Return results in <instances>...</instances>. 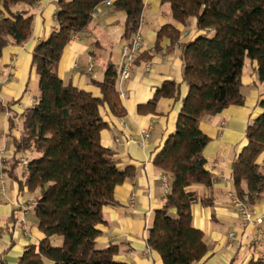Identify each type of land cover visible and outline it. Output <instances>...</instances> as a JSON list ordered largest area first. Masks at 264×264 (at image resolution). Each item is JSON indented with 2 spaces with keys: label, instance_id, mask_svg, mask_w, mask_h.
Returning <instances> with one entry per match:
<instances>
[{
  "label": "trees",
  "instance_id": "trees-1",
  "mask_svg": "<svg viewBox=\"0 0 264 264\" xmlns=\"http://www.w3.org/2000/svg\"><path fill=\"white\" fill-rule=\"evenodd\" d=\"M39 0H0V56L9 46H23L31 36V8ZM144 0H57L55 25L33 51L31 65L37 76V95L31 107L9 118L20 121V137L14 139L11 167L18 155H28L21 186L37 192L31 211L43 238L30 246L18 264H124L116 261L118 248H99L96 238L104 223L102 207L114 205V188L131 176L119 171L113 152L100 144L106 127L100 107L118 118L126 115L117 89L118 70L109 62L94 97L57 74L64 48L86 29L93 12L103 3L124 13L122 39L129 44L136 31ZM168 4L172 19L195 22L202 32L181 46L182 83L166 81L155 90L148 109L154 112L160 98L180 100L175 129L153 158V165L166 178L168 191L146 232V244L162 264H193L207 253L201 230L192 225L191 207L200 202L196 187L210 188L214 176L206 169L202 152L209 139L199 122L221 113L230 105H243L241 73L246 60L254 62L257 78L264 82V0H158ZM167 36L177 43L172 25L162 26L158 40ZM140 57L138 56L136 61ZM260 114L246 127V144L231 165L235 194L250 206L264 197V169L257 158L264 150V95L257 102ZM5 107L0 103V112ZM1 137V132H0ZM6 172V169H4ZM59 238L54 244L52 239ZM246 264H264L257 257Z\"/></svg>",
  "mask_w": 264,
  "mask_h": 264
},
{
  "label": "crops",
  "instance_id": "crops-1",
  "mask_svg": "<svg viewBox=\"0 0 264 264\" xmlns=\"http://www.w3.org/2000/svg\"><path fill=\"white\" fill-rule=\"evenodd\" d=\"M57 0H39L32 8L31 36L23 46H9L0 56V103L5 111L0 112V149H4L5 180L4 196L0 197V264H18L20 257L43 234L38 229L37 219L30 211L25 219L27 233H23L17 220L19 205L34 201L37 192H29L21 186L23 168L11 167L14 155V139L20 137V121L14 119V128L9 131V118L20 116L31 107L37 95V76L31 65L35 45L46 38L55 25L54 13ZM141 48L123 81L119 96L126 115L113 116L106 107L99 112L106 127L100 132V144L110 149L119 171L131 174L114 188V205L102 207L104 223L97 229L99 248L115 245L118 248L116 261L124 264H162L160 256L146 244V232L153 213L160 209L165 196L163 173L153 165V158L161 149L176 125L180 100L160 98L154 112L148 109L156 89L166 81L180 85V97L186 94L182 83L181 46L202 34L196 30L193 20L185 24L172 19L168 4L158 0H144L141 13ZM123 12L114 11L110 3L97 8L89 26L64 48L57 66L58 77L65 83L100 97V90L92 81L101 80L107 63L119 70L122 63L121 48ZM172 25L178 32L177 43L157 32L164 25ZM144 62L149 70H144ZM254 62L246 60L241 73L240 93L243 105H230L221 113L205 117L199 122L200 131L209 139L202 154L206 169L216 179L205 189L196 187L199 197H209L211 205L196 202L191 207L192 225L201 230L207 245L206 255L193 264H246L264 251V242H255L257 228L264 234V197L252 206L260 224L247 226L237 215L229 194L235 193L231 178V165L246 144L247 125L261 112L257 102L264 95V82L257 78ZM148 129L149 137L144 145L126 142L127 136L139 140L142 130ZM27 157L28 155L20 154ZM264 169V150L257 158ZM133 202L130 204V202ZM18 205V207H15ZM235 238L230 240L228 235ZM59 244V238L52 239ZM239 243V246H236Z\"/></svg>",
  "mask_w": 264,
  "mask_h": 264
},
{
  "label": "built area",
  "instance_id": "built-area-1",
  "mask_svg": "<svg viewBox=\"0 0 264 264\" xmlns=\"http://www.w3.org/2000/svg\"><path fill=\"white\" fill-rule=\"evenodd\" d=\"M97 15V10L93 12V17ZM141 26H142V19H140L138 27L136 31L133 34V37L129 44H124L121 48V58L122 63L118 70V76H117V89L119 92V96L123 97V94L120 91V86L125 81L130 73V69L133 66L134 62L136 61L140 48H141ZM76 37V36H75ZM144 70H149V64L147 62H144ZM149 132L148 129L142 130L140 134V139L135 140L132 138L131 135L127 136L126 142H134L139 145H144L146 141L148 140ZM4 149H0V197L4 196L5 193V187H4V180H5V154ZM28 163V159L24 156L19 157V165L24 169ZM163 189L165 192L168 191L167 182L164 180L163 182ZM229 199L232 203V205L235 208V211L237 215L240 217L242 222L246 224L247 226H254L256 224L261 223V219L255 216L254 210L252 206H250L247 203L246 198L244 200H241L235 193L229 194ZM133 202L131 201L130 204ZM33 202H29L23 205H19V211H20V217L17 220V223L20 227V229L23 231V233H27V228L25 224V219L28 215V213L31 211L33 207ZM15 207H18L16 205ZM228 238L230 240H233L235 238V235L233 233H230L228 235ZM255 242H264V234L261 228H257V233L254 238ZM236 246H239V243H236ZM257 257L264 258V251L259 253Z\"/></svg>",
  "mask_w": 264,
  "mask_h": 264
}]
</instances>
